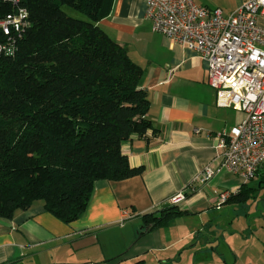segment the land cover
Returning <instances> with one entry per match:
<instances>
[{"label": "crops", "instance_id": "crops-1", "mask_svg": "<svg viewBox=\"0 0 264 264\" xmlns=\"http://www.w3.org/2000/svg\"><path fill=\"white\" fill-rule=\"evenodd\" d=\"M196 1L224 15L244 2ZM99 26L144 70L141 84L156 132L133 135L122 146L130 164L144 171L125 180L96 181L86 212L70 224L43 201L11 219L0 217V264H264V226L253 230L239 216V230H227L238 204L220 202V194H236L246 182L226 172L175 204L188 213L146 230L144 215L173 205L170 198L216 159L219 134L229 133L244 112L217 105L206 60L154 31L145 0H114ZM257 217L251 222L258 223Z\"/></svg>", "mask_w": 264, "mask_h": 264}, {"label": "trees", "instance_id": "trees-1", "mask_svg": "<svg viewBox=\"0 0 264 264\" xmlns=\"http://www.w3.org/2000/svg\"><path fill=\"white\" fill-rule=\"evenodd\" d=\"M113 2L0 0V17L25 10L28 22L10 41L0 34L13 49L0 55V217L43 201L70 224L86 212L96 181L143 173L122 146L156 130L143 68L99 26ZM261 188L264 164L226 202L246 204ZM185 213L173 204L146 214V230Z\"/></svg>", "mask_w": 264, "mask_h": 264}, {"label": "built area", "instance_id": "built-area-1", "mask_svg": "<svg viewBox=\"0 0 264 264\" xmlns=\"http://www.w3.org/2000/svg\"><path fill=\"white\" fill-rule=\"evenodd\" d=\"M153 30L199 53L208 64V83L216 90L217 105L244 112L229 133L219 134L220 153L206 164L192 184L172 196L179 204L186 192L226 172L247 182L264 164V0H244L229 15L196 0H145ZM20 10L0 17V34L12 39L28 25ZM0 41V55L12 54ZM230 191L220 194L225 202Z\"/></svg>", "mask_w": 264, "mask_h": 264}, {"label": "rangeland", "instance_id": "rangeland-1", "mask_svg": "<svg viewBox=\"0 0 264 264\" xmlns=\"http://www.w3.org/2000/svg\"><path fill=\"white\" fill-rule=\"evenodd\" d=\"M65 9L74 16H78V17H84V15H82L81 13L70 9L68 7H65ZM252 185H257V179L252 181ZM238 209L236 211H233L231 213L230 219L233 218L234 222H229V224H226L227 226V230H239V216H240V221L244 218V220H246L247 224L249 222V225H252V229L255 230L256 228L258 230L261 229L260 226H264V188H261L259 191H257L253 197V199H251V201H249L246 204H238L237 205ZM239 208H240V213H239ZM257 211H259L260 213H262L261 217H259V215H257ZM248 213V216H246ZM258 216V217H257ZM255 217H257L256 219L258 220V223L255 224V222L252 220L251 222V218L254 219Z\"/></svg>", "mask_w": 264, "mask_h": 264}]
</instances>
